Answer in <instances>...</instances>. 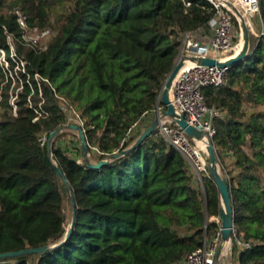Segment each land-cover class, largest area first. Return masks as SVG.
<instances>
[{
    "label": "trees",
    "instance_id": "1",
    "mask_svg": "<svg viewBox=\"0 0 264 264\" xmlns=\"http://www.w3.org/2000/svg\"><path fill=\"white\" fill-rule=\"evenodd\" d=\"M25 1L0 0L8 61L0 64V253L54 247L0 264H187L217 226L209 218L220 214L218 188L210 173L196 186L183 154L156 130L134 146L151 121L131 127L158 104L182 43L177 26L207 28L215 7L209 0H61L51 18L48 0H37L39 16ZM18 11L27 26L49 29L43 46L21 37ZM259 12L264 23V0ZM8 35L24 65L10 56ZM249 44L223 84L202 93L218 112L213 141L236 236L251 242L239 250L232 239V255L238 264H264V37L251 34ZM69 105L83 122L88 151L98 149L90 161L107 160L99 168L87 165L79 146L81 162L60 144L64 130L48 146L50 133L66 128Z\"/></svg>",
    "mask_w": 264,
    "mask_h": 264
},
{
    "label": "built area",
    "instance_id": "2",
    "mask_svg": "<svg viewBox=\"0 0 264 264\" xmlns=\"http://www.w3.org/2000/svg\"><path fill=\"white\" fill-rule=\"evenodd\" d=\"M209 1L215 7L216 13L207 22V28L210 31V40L207 43L200 40L198 35L200 29L194 33L183 32L181 25L177 26V29L182 35V43L178 58H182L183 61L190 60L191 63L183 69L180 68L169 90V100L172 103L175 112L177 114H182L188 124L202 131V138H190L179 125L173 123V118L163 114L165 106L163 104L160 105V103L156 105L151 116L150 114L145 115L141 122H138L131 127V129L143 127L153 119L158 118L156 132L164 136L169 144L183 154L193 172L199 176L200 180L202 178V173H207L208 164L206 146L209 140L214 145L213 137L216 129L213 123V118L218 114L214 108H210L206 105L202 88L206 86L222 85L226 69L218 67L217 65L199 64L191 57H213L219 61H223L236 53L239 50V41L235 39L236 34L234 29L235 24H237L239 34L241 35L240 16L245 20L249 32L253 33L258 38L264 37V23L259 12V0ZM186 4H189V2ZM256 14L258 15V23L251 20V17ZM17 21L23 30L21 37L31 45L39 46L38 44H35L34 40H31L33 39L32 35L41 39L49 35L50 31L48 28L39 29L36 26H27L26 14L22 11L17 12ZM256 23L259 27L255 29V26L257 25ZM8 44L12 52L10 54L12 59L18 58L21 65H24L25 58L23 56H17L14 52L16 41L12 35H8ZM0 64L5 68L8 66V61L3 49H0ZM36 78L41 79L38 74L36 75ZM1 97L2 95L0 91V102ZM15 98L16 94H13V91L11 90L10 103L13 107L15 106ZM66 115L65 127L67 129H70L68 127L70 124H78L82 128L83 122L77 111L71 105L67 106ZM37 118L38 116H36L34 120ZM82 130L84 132L83 128ZM76 133L79 137L78 132ZM46 140V134L42 133L39 135L38 141L41 145H44ZM60 144L65 146L70 153L74 154L77 162L82 161V156H78L76 152V148L78 146L80 148V141L78 144L77 140L72 141L70 139H62ZM91 149L92 151H88V156L98 152L96 147H91ZM211 218L217 224L214 232L209 237L204 236L201 246L186 256L185 262L187 264L216 263L217 250L221 244L222 227L219 216ZM232 239H234L239 250L247 249L251 246L250 241H245L236 236V229L233 225L231 240L223 244L220 257L228 255V250L230 249L229 243H231Z\"/></svg>",
    "mask_w": 264,
    "mask_h": 264
},
{
    "label": "water",
    "instance_id": "3",
    "mask_svg": "<svg viewBox=\"0 0 264 264\" xmlns=\"http://www.w3.org/2000/svg\"><path fill=\"white\" fill-rule=\"evenodd\" d=\"M240 16V15H239ZM240 40H242L241 48L231 56H229L227 59L223 61H219L213 57H191L193 60H196L199 64L202 65H217L218 67L227 69L231 64L238 62L245 57L248 56V50H249V39H250V33L248 30V27L246 26L245 20L242 16H240ZM183 59L182 58H176L171 70L169 71L166 79L164 80L162 87L158 93V103H162L165 106V109L163 110V114L170 116L173 118V123H176L179 125L184 132L190 137L195 139H201L203 136V132L199 129L195 128L194 126L187 123V121L184 119V116L182 114H177L174 110V107L172 103L169 100V90L171 87V84L176 76V74L179 72L181 66H182ZM158 125V118L153 119L148 127H146L142 133L137 138L136 142L134 143V146L142 141L145 137L149 136L153 131L156 130V127ZM70 129L76 130L79 134V141H80V150L82 153V156L87 163L88 166H92L94 168L101 167L107 160H100L97 163H92L88 157V149L86 140L84 137V132L82 128L78 124H70L68 126ZM64 128L57 129L55 131H52L49 135L48 139V146L50 145V142L52 140V137L55 133L62 131ZM129 149H126L124 151H121L118 154H124L128 152ZM207 151V164L209 173L212 176L213 181L215 182L220 196V203H221V210H220V221H221V244L217 250L216 255V263L219 264L220 259V253L223 244L226 242H229L231 240L232 236V227H233V208H232V202H231V195H230V189L227 180L221 175L219 168H218V157L216 154V150L212 142L209 140L206 146ZM56 172L58 175H60L63 180L65 181L64 175L60 168L55 165L54 166ZM69 234V231L67 232ZM52 246H40L36 248H26L21 250H14V251H8V252H1L0 253V259L4 257H12L22 254H29V253H38V252H44L46 250H49L53 248Z\"/></svg>",
    "mask_w": 264,
    "mask_h": 264
},
{
    "label": "rangeland",
    "instance_id": "4",
    "mask_svg": "<svg viewBox=\"0 0 264 264\" xmlns=\"http://www.w3.org/2000/svg\"><path fill=\"white\" fill-rule=\"evenodd\" d=\"M32 3H33V6H32L33 8L29 4V0H26L25 1V6H26L27 10L29 12H31V13L39 16L40 15V10L37 8L38 5H39V3L37 2V0H32ZM43 4L47 6V8H46L47 10H46L45 13H48L49 17H51V18L56 17L57 13L59 12V10L61 8V0H48L46 3H43ZM257 18H258V15L256 14V15H254V16L251 17V20L253 22L256 21L258 23ZM258 27H259V25L257 24L255 26V29L258 28ZM234 32L236 34L235 39L237 41H240V34H239V29H238V25L237 24H235ZM249 33H250V35L251 34L254 35L251 32H249ZM30 35H32V34H30ZM32 37H33V39H31V40H34L35 44H38L39 46H43L45 44L46 39H47V38H42V39L41 38H36V37H34V35H32ZM11 90H12V88H11ZM150 113H148V114H150V116H151L152 113H153V111H151ZM63 130L66 133V135L64 136V139L65 140H67V139H70L72 141H76L77 140V138H76L77 137V133L72 132L70 129H67V128L66 129H63ZM227 160L229 161V158H227ZM218 168H219V171H220L221 175L226 179V175L224 174L222 165L219 163V161H218ZM207 173H209V169H207ZM207 173L206 172L202 173L201 177L206 176ZM194 179H195V182H196V186H199L200 188H202V181L199 179V176H197L196 173H195ZM65 212L67 214V224L66 225L68 227L69 224H70L69 223V213L70 212H69V207H68L67 204H66V207H65ZM210 220L214 221L211 217L209 218V221ZM229 245H230V249L228 250V255L220 257L219 264H227V263H229V264H236L235 257L232 255V251H231V247H232L231 246V243H229ZM223 251H224V248H223Z\"/></svg>",
    "mask_w": 264,
    "mask_h": 264
},
{
    "label": "crops",
    "instance_id": "5",
    "mask_svg": "<svg viewBox=\"0 0 264 264\" xmlns=\"http://www.w3.org/2000/svg\"><path fill=\"white\" fill-rule=\"evenodd\" d=\"M198 35L200 37V40L202 42H204V43H207L210 40V31L208 30V28H201L200 29V33ZM235 261H236V264H237L238 261L236 259H235ZM227 264H229V263H227Z\"/></svg>",
    "mask_w": 264,
    "mask_h": 264
},
{
    "label": "bare ground",
    "instance_id": "6",
    "mask_svg": "<svg viewBox=\"0 0 264 264\" xmlns=\"http://www.w3.org/2000/svg\"><path fill=\"white\" fill-rule=\"evenodd\" d=\"M242 45V40L239 41V49L241 48ZM191 61L190 60H185L182 62V66L181 69H183L184 67H187L188 65H190ZM203 144V142H202Z\"/></svg>",
    "mask_w": 264,
    "mask_h": 264
}]
</instances>
